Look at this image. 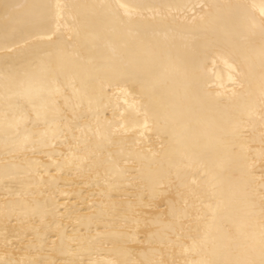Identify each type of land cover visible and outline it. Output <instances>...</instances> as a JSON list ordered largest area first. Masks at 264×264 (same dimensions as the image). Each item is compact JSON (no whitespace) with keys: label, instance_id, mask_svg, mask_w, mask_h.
<instances>
[{"label":"bare ground","instance_id":"obj_1","mask_svg":"<svg viewBox=\"0 0 264 264\" xmlns=\"http://www.w3.org/2000/svg\"><path fill=\"white\" fill-rule=\"evenodd\" d=\"M0 264H264V0H0Z\"/></svg>","mask_w":264,"mask_h":264}]
</instances>
